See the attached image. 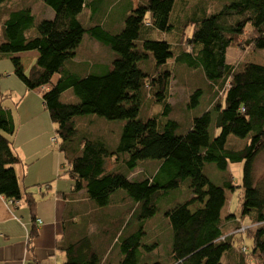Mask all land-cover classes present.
Here are the masks:
<instances>
[{
	"label": "trees",
	"instance_id": "obj_1",
	"mask_svg": "<svg viewBox=\"0 0 264 264\" xmlns=\"http://www.w3.org/2000/svg\"><path fill=\"white\" fill-rule=\"evenodd\" d=\"M28 1L0 0V61L5 56L12 57L14 74L27 91L45 89L43 104L52 123L57 125L58 138L53 140L59 139L60 152L69 164L63 174L73 181V192L84 190L90 202L101 208L109 204L118 190H125L135 200V210L122 212L111 228L102 230L112 232V240L119 236L118 242L122 241L120 252L125 258L120 264H147L140 263L136 256L143 246L140 239L143 232L122 240L123 229L141 208L143 216L153 217L158 211V200L172 189L182 187L186 189L185 200L166 212L173 231L170 264H224V256L232 247L229 239L234 233L247 234V231L254 240L250 255L264 264V228L254 233L250 228L236 225L235 229L230 227L234 230L230 235L226 231L228 225L224 229L222 212L227 204V190L236 188L232 174L222 185H216L204 173L206 163H215L226 171L230 163L244 162L243 213L256 212L254 223L264 222V187L255 175L256 162L264 152V65L248 61L231 64L227 57L231 46L248 45L257 51L264 50V0H233L190 20L194 30L186 45L191 51L185 48L176 58L191 69L204 72L215 100L201 116L192 119L190 129L183 135L178 134L180 123L169 118L170 86L175 74L165 65L175 54L168 42L152 40L151 36L143 38L144 33L173 29L170 19L176 0H147L148 3L144 2L127 16L125 28L118 34L101 25L87 29L80 21L83 11L97 0H40L52 9L54 16L38 24ZM33 28L37 31L31 36L28 32ZM86 33L113 50L108 66L92 69L85 63L80 64L84 69L68 67L77 58ZM31 51H37L38 56L26 71L21 58L15 55ZM152 58L156 63L153 75L141 67ZM55 75H59V80L52 84ZM144 89H150L151 101L163 107V114L168 117L166 122L161 124L156 118L139 120ZM68 90L73 91L77 102L62 100ZM203 94V89L196 88L189 107H196ZM11 99V94H0V196L13 206L24 202L28 207L32 227L27 245L32 250L40 221L35 196L22 192L15 169L16 165L25 163L14 150L18 124L15 110L6 104ZM88 115L123 122L115 150L109 151L100 138L83 137L79 146L75 145L77 118ZM211 124L220 130L219 135L212 136ZM231 136L240 139L250 136V141L233 147L229 144ZM121 155L129 171L136 169L141 161L159 164L154 167L155 174L132 181L116 172ZM162 173L168 176H161ZM126 217H131L128 223L124 221ZM102 239L100 236L99 240ZM65 243L58 246L65 254L64 264L106 262L89 236ZM242 252L246 253L247 248H242ZM231 264L247 263L241 256Z\"/></svg>",
	"mask_w": 264,
	"mask_h": 264
},
{
	"label": "rangeland",
	"instance_id": "obj_2",
	"mask_svg": "<svg viewBox=\"0 0 264 264\" xmlns=\"http://www.w3.org/2000/svg\"><path fill=\"white\" fill-rule=\"evenodd\" d=\"M224 1L225 0H176L170 19L173 29L169 32L155 30V32L153 31L150 34H143V38H149L151 36L150 38L152 40L168 42L172 48L171 50L175 54V58L170 59L165 65V68L173 71V74H175L173 75L170 86L169 101L172 109L169 118H174L180 123L181 129L178 130V134L183 135L187 133L191 127L192 119L201 116L205 109L210 108V104L215 99H213L214 94L210 92L209 83L203 75L204 72L201 69H191L188 67L187 63L178 60L176 57H178L180 51L185 48L191 51L189 45H186L187 37L191 38L194 30L190 20L192 18L201 17V14L205 10L214 11V9H218L219 7H223L225 4L233 2V0H227L226 3H223ZM144 2L148 3L147 0H97L94 6L88 7L83 11L80 16V21L87 29L95 25H101L105 30L113 34H118L125 28V20L127 16H129L133 10ZM28 3L31 6L35 18V24H38L42 20H48L50 18L49 14H53L52 9L48 8L40 0H29ZM1 29L2 25L0 23V30ZM36 31V28H33L28 33L31 36H34ZM90 36L91 35L89 33L85 34L83 42L77 52V58L74 61H71L70 64H68V67H72L73 69L74 67L84 69V67L80 64H95V62H97L101 65L108 66L107 64L111 62L110 53L111 55L114 54L113 50L109 46H105L97 41L93 38V36L92 38ZM181 40H183V42ZM89 46L100 48L91 50L89 49ZM99 53L100 56H98L97 60L92 57L93 55ZM22 55L21 60L24 68L26 71H29L34 65L35 59H31L29 53L25 54L23 57ZM227 57L228 62L231 64L248 61L264 65V50L257 51L254 47L248 45H244L243 48H235L231 46L228 49ZM155 64L156 63L152 58V60H146L141 67L153 75L156 72ZM9 78L22 83L14 74L12 57L5 56L0 61V88H2V90L5 89L2 87L4 82L10 83L11 80ZM2 80H4L3 83ZM12 88L18 90L17 87ZM196 88L203 89L205 94L199 98L197 106L191 108L188 104L190 103L191 95ZM218 89L219 88L214 90L217 91ZM44 90L45 89H40L38 92L33 90L34 101H31L30 98H26L23 103H20V99L24 98V92L12 93V99L7 101L6 104L15 110L17 120L19 119L18 115L20 112L22 124H25L24 118L29 117L27 110L32 107L37 108L36 112L39 114H45L47 119L45 129L42 126L36 131H33L35 134L40 133V135H38L33 141L26 143L23 146L18 144L15 137L13 139V145L16 144V146L21 147L24 150H28L31 145L36 143L38 146L32 154L38 152L42 161L56 156V153L60 154L63 163L62 175H64L63 172L69 168V164L60 152L59 139L58 141L53 140L54 138H58L56 134L57 125L52 123L49 113L44 107L42 99ZM0 94L5 95L8 93L0 92ZM150 95V89H144L138 118L143 121L149 118H156L158 122L162 124L167 121L168 117L163 114V107L160 104H155L151 101L152 96ZM219 97L223 98V92L219 94ZM62 100L73 101V103L78 101L72 90H68L63 93ZM15 103L17 105L16 107L14 106ZM77 119H79L77 121L78 134L75 136V145L77 147L79 146L80 140L83 137H87L91 139H102L109 151L117 148L119 138L122 133L123 122L108 121L105 118H101L96 115L81 116ZM219 133L220 130L217 129L214 124H211L212 136H217ZM249 138L250 136L246 139L231 136L229 144H232L231 146L233 147H241L244 144L247 145L249 143ZM158 164V161H141L136 169L129 171L124 162V156L121 155L116 164V172L128 176L129 180L135 181L136 179L143 177V175L155 174L154 167H158ZM243 165L244 162L236 164L230 163L228 169L226 171H222L215 163L205 164V175L216 185H222L224 179L230 178V174H232L233 185L236 188L234 191L227 190V204L222 212V218L225 221L224 229L228 225V229H226L227 235L232 234L233 229H230V227L234 228L236 225L244 227L246 230L250 228L254 233H256L258 229L264 228V222L259 224L254 223L256 222V219H254L256 212L251 215L243 213L245 196V189L243 186ZM228 173L229 176H227ZM255 173L259 185L263 182L264 187V152L258 157ZM59 175H61V173ZM161 176L167 177L168 174L162 173ZM46 178L47 181H39L40 183L33 188V193H35L34 196L37 202L51 199L48 198L52 196L49 191L47 192L44 190L47 185L52 186V183H55V181L60 179L61 190H68L71 183L67 176H61L59 178L56 173L49 175ZM48 180L52 181L48 182ZM38 186H40L43 189L42 191L46 194H41ZM185 191V187H182L181 190L178 188L172 189L162 196L157 203L158 211L153 217L143 216V210L141 208V211H138L130 222L129 220L131 217L125 218L124 221L127 220V223H129L123 229V233L125 234L124 237H121L122 240L128 238L129 236L136 235L140 231L143 232V235L140 237L143 246L140 247L138 251L136 250V256L138 257L140 263L170 264L173 231L172 228L169 227L166 212L175 207L181 200H185L186 196L183 194ZM83 205L84 206L82 207L80 215L73 213L70 217L67 231L72 235L68 236L67 234V240L64 242L60 241L59 245H63L65 242H73L83 236H89L93 240V247L97 249V252H100L99 256H102L103 259L106 260L105 264H120V261L125 258V255L120 252V245L122 244V241L118 242L119 236H117L116 240H112L114 237L112 232H103L104 235H102L101 232L105 227L111 228L113 226L117 220L119 211L121 212L120 208H124V210H126V208L128 210L132 208L135 210L137 206L135 200L131 199L125 190H118V192L111 196L109 204L106 207H98L94 202H90L89 205L87 203H83ZM86 208L88 209L87 212ZM229 215L232 216L230 217ZM72 221H76V224L73 225L71 223ZM100 236L103 238L101 241L99 240ZM262 237L264 239V234ZM229 240L232 247L224 256V264L236 262L241 256L245 258L247 264H260L259 261H256V259L250 255L253 250L254 240L251 239L248 231L247 234L234 233ZM106 246L108 249H106ZM244 247L247 248L246 253L242 252V248ZM56 262H58V264H64L65 261L64 258L60 256L57 258V261L50 263L55 264Z\"/></svg>",
	"mask_w": 264,
	"mask_h": 264
},
{
	"label": "crops",
	"instance_id": "obj_3",
	"mask_svg": "<svg viewBox=\"0 0 264 264\" xmlns=\"http://www.w3.org/2000/svg\"><path fill=\"white\" fill-rule=\"evenodd\" d=\"M49 15V19H52L54 16L52 13ZM1 32L2 29L0 30V35ZM89 47L91 50L100 48L94 46ZM27 53L30 54L31 59H35L38 56L37 51ZM25 54L19 53L15 56L21 58V55L23 57ZM98 56H100V53L92 57L97 60ZM111 56L110 53V57ZM88 64H90V68L92 69H102L105 67V65H101L97 62H95V64ZM10 80V83H6L2 80V83L4 82L2 87L5 89L2 90V88H0V92H6L8 94L24 92V98H22L23 100L21 103H23L26 98H30L31 101H34L33 91H27L23 83H19L14 79ZM58 80L59 75L53 76L52 84H55ZM12 87H17L18 90ZM40 89L43 90L44 88ZM40 89L34 91L38 92ZM36 111L37 108L34 107L27 110L29 117L24 118L25 124L21 123L22 120L19 112V124L17 120L18 130L15 135L18 144L24 146L26 143L33 141L40 135V133L35 134L33 131H36L42 126L44 129L46 128L47 119L45 114L42 115ZM37 146L38 145L34 143L28 150H24L14 144L15 152L23 158L25 163L15 167L20 188L23 193H33V188L40 183L39 181H47L46 177L49 175L56 173L57 177H61V175H59L62 172L63 164L61 155L56 153V156L42 161L38 152L32 154ZM49 181L52 180H48V182ZM42 190L41 188V194H46ZM44 190L47 192L49 191L52 196L48 197L51 199H47L46 201H36V215L40 224H38L39 235L33 241L32 250H30L27 245L28 233L31 231L32 227L31 214L28 207L24 202H19V204L13 206L4 197L0 196V264H54L50 262L57 261V258L60 256H62L65 261L64 252L58 249L59 242L64 241L67 234L68 236L72 235L67 231V223H69L71 215L73 213L80 215L82 207L84 206L83 203L89 205L90 200L84 190L78 193L73 192V181H71L68 190H61L60 179L52 183V186H47ZM120 210L121 212L119 211L117 217H121L122 212L128 211V209L124 210V208H120ZM87 211L88 209L86 208V212ZM71 223L74 225L76 221H72ZM55 264H58V262Z\"/></svg>",
	"mask_w": 264,
	"mask_h": 264
}]
</instances>
